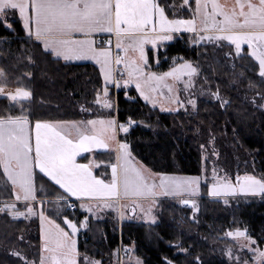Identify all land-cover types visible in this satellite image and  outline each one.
<instances>
[{
    "label": "trees",
    "instance_id": "1",
    "mask_svg": "<svg viewBox=\"0 0 264 264\" xmlns=\"http://www.w3.org/2000/svg\"><path fill=\"white\" fill-rule=\"evenodd\" d=\"M157 1L169 19L189 20L194 16L195 0L188 4L183 0ZM172 37L164 45L162 55L176 58L177 64L193 63L200 72V81L222 100L197 97L193 109L164 112L144 102L135 88L118 92L109 89L108 98L116 107L104 113L98 105L104 85L95 65L66 63L45 54L38 41L25 35L17 12L9 11L0 18V86L25 87L32 92L23 107L33 123L38 119L81 121L116 117L118 124L128 126V132L119 128L118 140L129 144L136 163L153 174L204 178L195 214L192 208L180 206V200L162 199L157 224L118 223L109 212L102 220L90 218L88 228L77 237L79 264H87L86 258L100 264H120L121 247L129 249L131 257L140 259L142 264H228L216 256L213 247L227 243V232L237 229L246 231L257 247H264V196L232 198L225 203L209 194L216 148L221 157L226 153L231 158L237 155L252 160L245 170L239 168V174L248 171L264 176V78L258 75V64L247 47L237 57L233 46L198 43L197 36L190 34ZM147 50V67L154 71L158 67L153 49ZM168 67L164 64L160 71H167ZM9 114L20 115V105L0 98V116ZM101 158L110 165L116 162V153H95L80 160L102 163ZM229 166L232 174L233 161ZM108 170L101 167L96 174L103 176V171ZM36 188V201L42 202L41 209L49 219L63 228L65 217L78 227L82 224L86 214L77 207L66 211V194L38 172ZM12 200L11 184L0 166V202ZM18 208L24 210V204ZM40 229L38 217L17 221L8 211L0 212V264H26L5 252L12 246L23 249L19 237L26 233L35 234L30 242L38 247L34 259L40 264Z\"/></svg>",
    "mask_w": 264,
    "mask_h": 264
},
{
    "label": "snow or ice",
    "instance_id": "2",
    "mask_svg": "<svg viewBox=\"0 0 264 264\" xmlns=\"http://www.w3.org/2000/svg\"><path fill=\"white\" fill-rule=\"evenodd\" d=\"M183 2L188 4L189 0ZM195 3L202 23L198 41H229L235 45L237 56L243 51L242 45L247 44L251 49L250 56L258 64V75L264 78V0H237L238 10L234 7L230 12L225 11L216 0H211V12L207 11L208 0H195ZM9 11L18 12L23 29L29 38L41 43L45 54L64 61L91 59L99 64L104 79L101 90L105 97L103 106L106 108L112 107V102L107 99L110 85L119 88L135 83L146 101L151 100V93L158 90L157 84H162L172 92L171 85L166 84L165 79H178L176 69L162 75L146 72L140 63L147 64L143 45L149 41L155 43L158 39L171 40L173 37L169 33L180 31L181 28L197 32L195 18L169 19L165 9L156 0H0V18ZM217 16L223 19L218 20ZM2 22L11 27L6 20ZM102 33H114L115 47L123 48L125 56L118 53L113 55L111 39L98 45L96 36ZM130 49L133 52L139 50L138 59L127 56ZM121 64L127 69L126 78L123 73L119 78L116 75L115 66ZM180 68L186 70L189 76L198 71L191 62H185ZM0 94L21 108L20 115L0 116V163L10 181L14 200L22 201L28 213L34 212L31 202L38 199L37 169L54 186H59L73 197L97 199L103 202L104 207H117L118 210L123 207L133 213L139 209L145 215L150 213L156 197L160 195L198 193L202 179L200 176L169 177L157 173L154 175L160 179L150 180L145 169L133 162L130 146L126 142H117L116 162L110 164L109 180L95 175L90 164L78 163L76 158L80 153L94 147L107 148L108 134L114 140L117 128L128 132V126L118 124L114 117L79 123L38 119L33 123L23 107L24 102L32 97L29 89L17 87L15 92H5L4 87H0ZM216 95L219 99L218 93ZM176 102L184 103L178 97ZM187 103L195 106L196 101L189 99ZM66 124L76 129V137L67 134ZM97 125L103 126L101 134H97ZM212 180L211 196L235 195L237 192L264 196V176L247 173L237 175L233 183L227 177H218L213 169ZM122 198L130 200V204L121 205L119 201ZM145 200L149 202L147 209L143 205ZM181 202L198 210L195 200L183 199ZM9 209L13 210L14 216L24 215L17 209L16 203L5 204L0 211L7 212ZM88 211H92L91 207ZM39 216L42 223L47 219L42 210ZM65 219L75 233L77 225ZM49 224L55 226L49 227L43 237V250L49 255L41 257L40 264H78L75 241L54 220H49ZM227 235L244 237L250 243L241 247L250 248L256 254L258 264H264V250L251 248L255 241L247 236L246 231L229 230ZM228 253L231 255L230 249ZM15 254L21 255L19 252Z\"/></svg>",
    "mask_w": 264,
    "mask_h": 264
},
{
    "label": "rangeland",
    "instance_id": "3",
    "mask_svg": "<svg viewBox=\"0 0 264 264\" xmlns=\"http://www.w3.org/2000/svg\"><path fill=\"white\" fill-rule=\"evenodd\" d=\"M157 3H158V1H157ZM227 5L228 6H225V8L227 9V11L230 12L233 8L229 4V1H227ZM237 10H238V6H237ZM207 11H209L208 8H207ZM194 15H195V11H194ZM193 18H194V16H193ZM190 35H196L198 37V34H196V32L190 33ZM197 37H196V39L198 41ZM166 41L167 40H165V42ZM198 43L211 44V45H216L218 47H226L227 45L228 46L233 45L235 47L234 44H231L229 41H226V40H221V41L204 40V41H198ZM164 45H165L164 40H161V39L156 40L155 43H152L151 41H149V42L144 43V45H143L144 54L147 58V63H148L147 46L153 49V58L155 60L156 66L158 67L157 69H155L154 71H151V69H148L147 64L146 65L143 64L142 61L140 63H141V67H143L146 72H149V73L156 72L158 75H162L163 73H166V72H169L173 69H176V75L179 77L178 79L174 78V77H167L165 79V83L171 85L173 91L169 92L167 87H164L162 84H157L156 87L158 90L156 92L151 93V96H152L151 100L146 101L144 99V97L141 96L140 90L136 88L135 83L128 85L127 87H129V89L135 88L144 102L149 104L152 108H158L161 111H163V110L168 111V110H170L169 109L170 106H175L177 103L176 97H178L179 100L184 101L183 104H179V106H181V107H178V108H187V109L195 108V106H193L192 104L187 103V101L189 99H193L196 101L197 97H203L206 99H210L211 101H221L222 100L219 94H218L219 99H217V95L210 92L208 90V88L206 87V84H204L202 81H200L199 70L197 71V73L189 76L187 74L186 70H182L180 68V66L183 65L184 63L183 64H177L176 58H173V59L165 58V56L162 55V53H163L162 51L165 48ZM244 46H248V45L243 44L242 49ZM129 52L130 53H127V56L129 58H131V57H135L137 59L139 58V55H140L139 50H136L135 52H133L130 49ZM227 52L229 53V51H227ZM118 53L120 54V52H118ZM164 64L166 66H169V67H168L167 71L161 72L160 68L162 66H164ZM191 64L194 67H196L193 63H191ZM230 66L232 67L231 69L233 70V63L232 62H230ZM117 70L123 71L125 73V78H126V72L122 67L119 66V69H117ZM182 72H183V74H181ZM2 74L3 73L0 72V77L2 76ZM4 90H5V92H15L16 89L4 87ZM119 90H121V87H119V88L114 87L115 92H118ZM110 93L111 92L109 90L108 96L110 95ZM0 97L5 98L3 94H0ZM107 99H109V98L107 97ZM104 101H105V97H104V95H102L99 102H98V105L100 106L99 108L101 109V111H103L104 113H108L114 107H116V106L113 107V104H112L111 108H106L103 106ZM153 102H155V103H153ZM222 104H224V102H222ZM178 108L176 110L172 109V111H177ZM172 111L170 110V112H172ZM81 113H82V115H84L83 111ZM99 118H101V117H99ZM104 118H107V117H104ZM93 119H97V118H93ZM88 120H90V119H88ZM81 121H86V120H81ZM76 122H80V121H76ZM117 123H118V121H117ZM98 128L99 127L97 126V129ZM118 133H119V130H118ZM229 146H230V144L227 143L226 147L228 148ZM216 150L217 151L215 152V154L217 156L214 157V160L212 161V162H214V169H215L216 175L220 178L227 177L233 183L236 182L235 181L236 176L241 175V174H239V168L242 166V168L245 170L252 163V160L249 158H247L245 160V159H241L237 155L234 156V158H231L226 153H224L222 155V157H223V160H222L220 150L218 148H216ZM207 156L209 157V154ZM232 161H233V169H232V174H230L228 170H230V168H231L229 165H230V162H232ZM0 166H1V164H0ZM148 173H150V171ZM246 173L250 174V173H248V171H246L244 174H246ZM244 174H242V175H244ZM152 175H153V177H152L153 179H157L158 176H156L154 174H152ZM212 176H213V173H212ZM201 178L204 181V178L203 177H201ZM212 183H213V181H212ZM210 189H211V187H210ZM209 194H210V190H209ZM240 197L261 198L263 196L259 195V194L252 195V194H246V193H241V192H237L235 195L211 196V198L221 199L222 201H225L227 199H232V198L237 199ZM161 198L167 199V197H161ZM161 198L159 200H162ZM159 200L156 199V202L151 207V211L148 215H145V213L141 212L139 209H137V211L135 213H133L131 211L125 210L123 207L119 208V210L117 209V207H104L103 203L102 204L88 205L85 208L81 207V209H83V211L86 212L85 213L86 217L82 222L83 224H81L79 226V228L77 227L78 230L76 232L78 233L79 230L87 229L88 228V222H89L90 218H92L95 221L102 220L103 218H105L107 212L112 213L114 215V218L116 219V221L118 223H122V222L127 221V222H138V223L140 222V223H146V224H157V223H159V220H160V217L158 214L160 213V208H161L160 203L161 202ZM179 202H180V206L182 205V207L192 208L190 205H185L181 201H179ZM37 203H39V202H37ZM40 203L42 206V202H40ZM123 204H130V202L122 203V205ZM143 205L147 209L149 207V202L148 201L143 202ZM2 206L4 207V205H2ZM196 206L198 209V201L197 200H196ZM89 207H91V209H92V211H90V212L88 211ZM56 208L60 209L59 206H57ZM20 210H22V209H20ZM36 211H37V214L39 215L40 210L37 208ZM193 211L195 214L198 210L193 209ZM4 212L5 211H1V213H4ZM49 220L50 219L45 221L46 224L44 225L43 236H44L45 231L49 228V226L55 227L54 225L49 224ZM66 232H68V231H66ZM70 232H72L71 229H70ZM72 234L75 235L74 241H75V246H76V250H77L76 233L72 232ZM34 235L35 234L30 235L27 233L24 235H21L19 237V242L20 243L23 242V244L21 243L23 249L20 246L9 247L8 245H5V246L9 247V249H7V248L5 249V252H7V254H9V255H12L16 258L21 259L26 264H33V262H34V264H36L34 258H35V254L38 251V247L34 246L30 242V240L32 239V236H34ZM247 236H248V234H247ZM246 243H250V242L247 241L244 237H230V236H228V242L227 243L216 244V245H214L213 249H214L216 256L218 258H220L221 260L226 261L228 264H244L245 261H247V264H258V262L256 261V254L253 253L250 250V248L241 247V245L246 244ZM251 248H259V247L256 246V243H254V244H251ZM229 249L231 250V255H229V253H228ZM261 250H264V247H262ZM39 251L41 252V246L39 248ZM128 251H129V249L127 250L126 248H122V247L118 251V258H119L120 264H142L140 259L133 257V256L131 257V253H128ZM17 252H19L21 255L17 256L15 254ZM48 255H49V253H45V258ZM235 257H239V259H235ZM25 258H26V260H25ZM76 259L78 262V256L76 257ZM40 260H41V258H40ZM86 261H87V264H97V262H98V261H95L94 259H89V258H86ZM98 264H100V262H98Z\"/></svg>",
    "mask_w": 264,
    "mask_h": 264
},
{
    "label": "crops",
    "instance_id": "4",
    "mask_svg": "<svg viewBox=\"0 0 264 264\" xmlns=\"http://www.w3.org/2000/svg\"><path fill=\"white\" fill-rule=\"evenodd\" d=\"M227 1H229V4L231 5V7L232 8H234V7H237V0H216V2L218 3V4H220L221 6H223V8H224V10L225 11H227V9L225 8V6H228L227 5ZM157 2V1H156ZM208 9H209V11L208 12H211L212 11V7H211V0H208ZM18 13V12H17ZM194 18L196 19V28H197V32H196V34H201V30H202V23H201V14L200 13H197L196 12V3H195V15H194ZM217 19L218 20H222L223 19V17H221V16H217ZM21 21H22V19H21ZM200 26V27H199ZM24 32H25V35L27 36V37H29L28 35H27V32L24 30ZM190 33H193V32H191V31H189V30H187L186 28H181V30L180 31H174V32H171V33H169L171 36H174V35H182V34H190ZM96 39H97V44L99 45V41H100V43L102 42V41H104V42H106L108 39H111L112 40V45H111V48H112V52H113V55L115 56V53L116 52H120V56H125V52H124V49L123 48H120V49H117L116 47H115V44H116V37H115V34L113 33V34H107V33H102V34H97V36H96ZM161 40H163V39H161ZM171 40H167L166 42H165V40H164V43H165V45L166 44H168L169 42H170ZM40 43V42H39ZM126 43V42H125ZM41 44V43H40ZM42 46V45H41ZM105 46H107L106 44H105ZM231 46H233V45H231ZM234 47V46H233ZM244 47H247L248 49H249V52L251 51V49L249 48V46H244ZM243 47V48H244ZM147 48H148V46H147ZM235 48V47H234ZM128 53H130V52H128ZM54 57V56H53ZM55 59H57L56 57H54ZM59 60H62V61H64L63 59H59ZM64 62H66V63H74V64H85V63H90V64H93V65H95L98 69H99V72H100V75H101V78H102V81H103V85H104V79H103V74H102V72H101V70H100V65L99 64H97L94 60H91V59H86V60H74V61H64ZM119 66L120 67H122L124 70H125V72H126V75H127V69H125L124 68V66H123V64H121V65H116L115 67H116V69H119ZM0 87H3V86H0ZM114 87L115 86H109V89H114ZM122 88H124V89H129V87H124V86H121V89ZM1 98V97H0ZM9 100V99H8ZM27 101H29V100H27ZM178 107H181V106H179V104L178 103H176V105L175 106H170L169 107V109L172 111V109L173 110H176ZM170 110H168V111H165V110H163V111H165V112H170ZM97 119H99V118H97ZM116 119V118H115ZM117 120V119H116ZM79 123V122H78ZM99 128H98V133L97 134H101V131H102V128H103V126H101V125H97ZM65 129H66V132H67V134L70 136V137H76V135H77V132H76V129L75 128H73L72 127V125L71 124H66L65 126ZM118 130H119V128H117V130H116V132H115V139L114 140H112L111 138H110V134H108L109 135V138L107 139V143H108V147L107 148H100V147H94V148H92L90 151H88V152H82V153H80V155H78L77 156V162L78 163H81V164H90V166L92 167V171H93V173L95 174V175H97L96 174V171L97 170H99L101 167H108V171L109 172H107V173H104V171H103V176H99V177H101L102 179H105V180H109L110 178H111V167H110V165H108V164H106V162H104V158H101V162L102 163H100L99 161H96V160H93V159H91V161H86L85 163L83 162V161H81L80 159L81 158H83V157H86V156H91V155H94L95 153H106V152H115L116 153V155H117V152H116V149H117V142H120L119 140H118ZM33 135H34V133H33ZM133 162L134 163H136L134 160H133ZM1 164V167H2V170H3V164L2 163H0ZM138 166H141V167H143L144 169H145V171L148 173L149 172V170L148 169H146V167H144L143 165H141V164H139V163H136ZM148 170V171H147ZM36 172H38L39 173V170L37 169L36 170ZM41 174V173H40ZM153 173H148V175H149V178H150V180L151 179H153L152 177H153V175H152ZM5 175V174H4ZM43 175V174H42ZM165 175V174H164ZM166 176H169V177H193V176H176V175H166ZM5 177H6V175H5ZM105 177H107V179L105 178ZM46 179H48L47 177H45ZM6 179H7V177H6ZM160 179V177L158 176L157 177V179H155V180H159ZM49 180V179H48ZM8 181V180H7ZM9 183H10V181H8ZM52 183V182H51ZM203 183V179H201V183H200V186H199V190H198V193L197 194H195V195H190V194H187V193H185V194H183V195H168V196H165V195H160V196H158V197H156V199H160L161 197H167V199H177V200H180V201H182L183 199H192V200H197V199H199V197H200V195H201V184ZM56 187H58L59 188V186H56ZM61 191H63V193L64 194H66V196H67V202L69 201V202H72L74 205H75V207H77L78 209H79V211L80 212H82V213H86V212H84L83 211V209H81V207H83V208H85L86 206H88V205H93V204H102L103 202L102 201H98L97 199H93V198H89V197H84V198H78V197H73V196H71V194L70 193H67L65 190H63V189H61V188H59ZM114 199V198H113ZM162 199V198H161ZM126 202H131L130 200H127V199H120V201H119V203L122 205V203H126ZM143 202H147V200H145V201H143ZM2 205H5V204H11V203H16V207H17V209L19 210V211H21V212H24V215L23 216H14L12 213H13V210L12 209H9L8 210V212H9V215H10V217L13 219V220H17V221H19V220H31V219H34V218H36V217H38L39 218V221H40V227H41V229H40V239H41V257H45V253H47V252H45L44 250H43V244H44V239H43V230H44V225L46 224L45 223V221L46 220H48L49 218L46 216V215H44L47 219H45L44 220V222L42 223V221H41V218H40V216L37 214V211H36V209L38 208L40 211L42 210L41 209V203L39 202V203H37V201H33V202H31L32 203V205H33V207H34V212L33 213H28L25 209L24 210H20L18 207H19V205H21V204H24L22 201L21 202H16L15 200H12V201H9V202H0ZM83 205V206H82ZM51 220V219H50ZM56 223V222H55ZM57 224V223H56ZM83 224V223H82ZM50 227V226H49ZM61 228H63L62 226H60ZM78 227V226H77ZM52 228H54L53 226H52ZM79 228V227H78ZM64 229V228H63ZM70 227L68 226V224H67V221H65V229L64 230H66V231H68V233H69V235L72 237V239L74 240L75 239V235L74 234H72V232H70ZM86 230V229H85ZM85 230H79V232L81 231V232H85ZM77 233V232H75L76 233V240H77V237H78V235L81 233ZM43 236V237H42ZM77 252H78V243H77ZM78 264H79V254H78Z\"/></svg>",
    "mask_w": 264,
    "mask_h": 264
},
{
    "label": "built area",
    "instance_id": "5",
    "mask_svg": "<svg viewBox=\"0 0 264 264\" xmlns=\"http://www.w3.org/2000/svg\"><path fill=\"white\" fill-rule=\"evenodd\" d=\"M101 43H100V41H99V45H100ZM118 52H116L115 53V55L117 54ZM119 54V53H118ZM120 55V54H119ZM121 73H123L124 74V76H125V73L123 72V71H121V70H117L116 69V75H117V77L119 78L120 77V75H121ZM0 209H3V206L1 205V203H0ZM75 210V206H74V204L73 203H71V202H69L68 203V206H67V208H66V211H74ZM1 212V211H0Z\"/></svg>",
    "mask_w": 264,
    "mask_h": 264
},
{
    "label": "bare ground",
    "instance_id": "6",
    "mask_svg": "<svg viewBox=\"0 0 264 264\" xmlns=\"http://www.w3.org/2000/svg\"><path fill=\"white\" fill-rule=\"evenodd\" d=\"M7 190V189H6Z\"/></svg>",
    "mask_w": 264,
    "mask_h": 264
}]
</instances>
